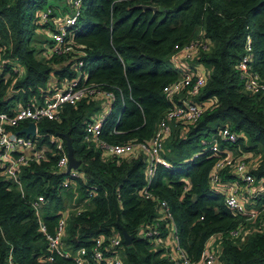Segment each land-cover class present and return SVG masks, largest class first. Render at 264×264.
<instances>
[{
    "label": "trees",
    "instance_id": "16d2710c",
    "mask_svg": "<svg viewBox=\"0 0 264 264\" xmlns=\"http://www.w3.org/2000/svg\"><path fill=\"white\" fill-rule=\"evenodd\" d=\"M62 1L0 0V45L24 67L13 84L14 93L9 91L14 75L0 74V111L13 114L16 106L38 97V87L50 78L62 86L78 73L80 83L112 91L115 99L110 103L99 95L83 98L62 105L57 119L39 121L38 135L30 138L37 149H45L44 156L21 166L17 181L0 165V264H74L71 258L51 253L39 230L40 220L53 233L65 212L61 248L72 256L85 248L89 264H95L90 257L94 239L112 235L121 238L114 253L122 264H174L166 244L173 228L193 261L205 242L220 234L215 264H264V215L248 221L228 209L223 195L209 184L216 156L203 144L222 125L229 127L238 134L230 148L245 155L256 179H264V93L247 91L237 68L249 35L250 67L264 83V0H80L77 19L65 37L73 50L39 57L34 33H47L52 27L39 23L37 13ZM197 38L207 45L192 64L204 68L206 81L191 98L204 112L193 124L169 122L161 156L170 167L156 164L148 180L147 156L140 149L112 156L95 139L84 140L86 124L109 104L100 140L148 142L172 106L162 88L180 77L170 56ZM78 60L83 62L80 68ZM184 95H176L174 102ZM64 134L73 157L81 162L79 177H69L56 166L59 154L50 136L63 139L66 147ZM37 196L45 200L39 214L32 207ZM161 200L171 218L162 211ZM154 223L162 244L142 234ZM120 226L130 235V245L124 244ZM239 228V235L229 233Z\"/></svg>",
    "mask_w": 264,
    "mask_h": 264
},
{
    "label": "built area",
    "instance_id": "2783aa9c",
    "mask_svg": "<svg viewBox=\"0 0 264 264\" xmlns=\"http://www.w3.org/2000/svg\"><path fill=\"white\" fill-rule=\"evenodd\" d=\"M72 6L74 12L68 16L64 15L62 19L52 17V9L45 7L37 13L39 23H48L51 20L55 24V29L49 30L46 34L50 39L49 44H44L45 51L43 55H60L73 50V45L65 41L67 29L74 25L79 14L80 0H67ZM207 42L202 38L190 41L181 47H178L170 56V63L173 68L180 72V77L163 86L162 91L168 100L172 102V106L159 121L158 129L151 139L144 142L127 141L124 143H109L98 138L103 122L110 112V105L91 122L85 126L84 140L89 141L95 139L101 149L112 156H123L132 153L136 149H140L147 156L146 177L148 180L153 176L156 164L170 167V163L161 156L162 143L169 133V122L179 121L185 124H193L203 115L204 107L191 97H195L202 86L205 84L206 77L204 68L194 62L199 49L206 48ZM44 50V48H43ZM245 55L238 61L237 68L240 77L244 80V86L247 91L253 93H264V83L261 81L257 72H254L250 63L252 62V45L248 35L245 42ZM78 54L81 55L80 52ZM83 62L78 60L77 67H81ZM24 67L18 62V58L12 56L8 52H4V48L0 45V74L4 73V78L10 73L14 75L9 91L16 92L13 84L20 78ZM81 75H78L63 83L62 86L56 88L47 84L46 88L38 87L42 102H28L24 106H17L13 114L0 111V165L6 175L15 178L21 166L28 165L31 162L39 161L44 156L45 149H37L30 137L18 134L13 128H17L23 121L26 126L29 121L36 125V136L38 135L37 123L43 119L55 120L58 118L60 108L64 104H75L83 98L99 95L108 99L111 103L115 96L112 91L100 90L95 85L80 83ZM180 93L178 102H174V97ZM238 139V134L227 126L219 127L215 132L203 141L207 149L216 156L212 165L208 181L215 192L223 195L224 203L234 213L244 216L248 221L258 219L260 214L264 215V179H256L250 173V165L246 157L242 153H234L230 148ZM50 141L54 144L59 158L56 166L69 177H79L81 174L76 169L66 172L68 165L67 150L63 139L58 136L51 135ZM195 153L193 157H197ZM231 175L233 177H227ZM68 184V177L63 180V185ZM93 191H90L92 193ZM145 197H149L150 193L144 190ZM45 203L43 196H37L32 201V207L36 213ZM161 209L168 217L169 207L166 201H160ZM202 218V217H201ZM65 217L63 215L55 226L54 232L50 233L43 222L39 220V230L45 236L48 249L51 253L71 258L74 264H89L87 259V251L81 248L75 255L61 248V239L65 231ZM264 223V218L261 224ZM233 236L240 234L239 229L230 230ZM142 234L155 241L156 244L164 243V239L158 238L160 234L158 224L147 225L143 229ZM220 234L212 235L205 242L203 250L199 258L195 261L191 260L185 251L179 245V237L176 228H173L170 238L166 240V244L171 249V260L174 264H215ZM121 244L119 235L108 237H96L90 248V257L95 264H122L119 256L114 250ZM113 252L111 255L108 253ZM10 260V257H8ZM52 260V256L48 257Z\"/></svg>",
    "mask_w": 264,
    "mask_h": 264
},
{
    "label": "water",
    "instance_id": "95a60500",
    "mask_svg": "<svg viewBox=\"0 0 264 264\" xmlns=\"http://www.w3.org/2000/svg\"><path fill=\"white\" fill-rule=\"evenodd\" d=\"M142 7L144 9L149 8V9H152L153 11H156V7H154V6H142ZM17 133L23 134L26 137L34 138V137H36V125L34 124V122L29 121L27 123V125L24 127H21L17 131ZM64 138H65V143H66V147H67V157H68V165L66 168V172H69L71 169H77L81 162L79 160H76L73 157L71 143H70V140H69L67 134H64ZM120 229H121L124 244L130 245V243L132 241L130 235L126 232V230L122 226H120Z\"/></svg>",
    "mask_w": 264,
    "mask_h": 264
},
{
    "label": "rangeland",
    "instance_id": "374dc122",
    "mask_svg": "<svg viewBox=\"0 0 264 264\" xmlns=\"http://www.w3.org/2000/svg\"><path fill=\"white\" fill-rule=\"evenodd\" d=\"M66 1V2H65ZM64 2L62 1L61 3H59V8H56L57 12L59 14L56 15V20L57 19H62L64 14H62L64 11H69V15L72 14L74 12V9L72 8V6H70L67 2V0H65ZM65 8V10H64ZM55 24H58L57 23H53L51 20L49 21V25L55 29ZM48 37V36H47ZM46 37V35L44 34L43 31H35L34 33V36H33V40H32V43L35 44L36 48L37 49H40V51L38 52V56L39 57H42L43 55V52L45 51V46H43L42 44H49L50 43V40ZM43 47H44V50H43ZM41 48H42V51H41Z\"/></svg>",
    "mask_w": 264,
    "mask_h": 264
},
{
    "label": "crops",
    "instance_id": "0c3cea01",
    "mask_svg": "<svg viewBox=\"0 0 264 264\" xmlns=\"http://www.w3.org/2000/svg\"><path fill=\"white\" fill-rule=\"evenodd\" d=\"M63 1H65V0H63ZM66 2V1H65ZM52 6V7H51ZM51 9L56 13V15L57 14H59L58 12H57V10H56V8H59V4L58 3H51ZM64 10H65V8H64ZM62 14H64V15H66V16H68L69 15V11H64ZM39 31H43V30H39ZM44 32V31H43ZM45 35H46V37L48 36L46 33H44ZM48 39H49V37H47ZM50 40V39H49ZM43 46H44V43L42 44ZM44 48V47H43ZM49 85H53V86H55L56 88H59L60 86L57 84V81L56 80H54L53 78H50V81H49ZM46 87H49V86H44V87H40V88H46ZM39 91V90H38ZM12 93H14V92H12ZM28 101H31V102H38V103H41L42 102V98L40 97V91H39V94H38V97H32L31 99H29ZM109 106V104H107L104 108H102L101 110H100V112H98L97 114H96V116L95 117H97L99 114H101L107 107ZM17 107V106H16ZM94 117V118H95ZM136 151H137V149L136 150H134L132 153L134 154V153H136ZM129 155H132L131 153H128ZM66 215H67V212H65L64 213V217H66ZM214 245H218L219 246V244L218 243H216V244H214Z\"/></svg>",
    "mask_w": 264,
    "mask_h": 264
}]
</instances>
